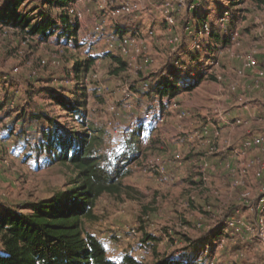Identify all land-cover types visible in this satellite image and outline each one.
I'll return each mask as SVG.
<instances>
[{"label":"rangeland","instance_id":"1","mask_svg":"<svg viewBox=\"0 0 264 264\" xmlns=\"http://www.w3.org/2000/svg\"><path fill=\"white\" fill-rule=\"evenodd\" d=\"M142 2L156 7L142 10L137 20L145 41L140 53L121 55L106 41V36L124 34L106 7L115 0H75L71 20L79 27L76 38L63 36L61 23L47 41L36 36L24 39L9 28L2 31L0 76L10 83L0 85V97L8 90L13 108L20 98L28 100L32 94L28 109L43 106L60 114L38 93L39 88L48 83L73 86L76 81L69 77L73 59L97 57L82 79L88 120L105 130L108 147L117 146L125 132L138 127L144 131V143L141 156L124 179L133 190L128 195L102 196L94 208L96 218L83 221L84 233L100 240L114 264H132L126 263L127 258L152 264L162 258L194 256L187 250L185 237L195 240L223 225L225 235L216 241L214 253L199 252L195 264H264V4L248 0L244 5L233 43L218 53L212 65L210 74L215 80L207 74L193 91L162 99L154 86L158 78L153 81L151 75L166 72L182 54L185 26L201 0L189 10L192 0L175 11L173 28L160 12L165 0ZM209 7L215 5L211 2ZM98 24L105 29L92 38ZM228 24L227 20L224 26ZM218 27L224 28L221 23ZM190 29L194 31L192 25ZM190 45L188 50L193 48ZM254 55L260 57L262 74L247 66V58ZM112 56L124 60L128 68L115 72L119 64ZM149 58L152 61L147 64ZM146 81L152 83L150 93L143 89ZM16 115L0 114V206L19 208L64 188L73 170L40 166L44 156L27 158L37 128L32 124L22 135L9 138L5 130ZM160 117L163 121L156 122ZM13 126L16 134L21 133L20 120ZM256 138L261 139L259 147L250 144ZM228 218L243 229L230 230L225 223Z\"/></svg>","mask_w":264,"mask_h":264},{"label":"trees","instance_id":"2","mask_svg":"<svg viewBox=\"0 0 264 264\" xmlns=\"http://www.w3.org/2000/svg\"><path fill=\"white\" fill-rule=\"evenodd\" d=\"M26 1L0 0V32L9 28L24 39L36 36L38 40L47 41L61 23L63 36L77 37L78 24L71 20L75 0H39L30 4ZM247 1L202 0L200 7L191 11L189 18L194 33L205 22L210 24V32L200 40L197 50H188L192 37L186 38L188 36L184 34L182 54L168 63L166 72L151 75L153 81L158 78L154 86L160 97H177L181 92L193 91L207 74L216 79L210 74L212 65L218 53L233 43L238 18ZM257 1L264 4V0ZM211 2L214 8L209 7ZM203 7L204 10H200ZM225 12L229 13V24L219 28L217 21ZM96 59H73L74 65L69 71V77L76 81L73 86L57 87L48 83L39 88L38 93L49 99L51 107H57L60 114L50 113L43 106L28 109L33 103L32 94L28 95V100L20 98L13 108L8 90L0 97V114L11 117L17 112L5 130L9 138L18 137L28 126L36 125L34 142H30L33 151L26 153L27 158L44 156L40 166L60 165L73 170L65 187L48 198L19 208L0 206V264H114L100 240L84 233L83 221L96 218L94 208L102 196L128 195L133 190L124 184V179L130 174V165L142 154L144 131L142 127L127 131L117 146L108 147L105 130L88 120V96L82 79ZM112 60L119 64L115 72L128 68L121 58L112 56ZM9 81L0 76V85L5 83L6 86ZM63 119L66 122H62ZM16 120L22 123L19 134L13 129ZM14 149L26 152L24 147ZM224 229L225 226L220 225L195 240L185 237L187 250L196 253L194 256L162 258L152 264H195L194 259L200 258L199 252L210 256L214 253L216 241L225 235ZM127 262L138 264L130 258Z\"/></svg>","mask_w":264,"mask_h":264},{"label":"built area","instance_id":"3","mask_svg":"<svg viewBox=\"0 0 264 264\" xmlns=\"http://www.w3.org/2000/svg\"><path fill=\"white\" fill-rule=\"evenodd\" d=\"M196 0H192V4L190 5L188 0H176L173 4H171V2H169L168 0H165L164 4L165 7H160L161 9V14L164 15V19L167 22V24L173 28L174 25H176L177 23V16L174 13L177 10H181L184 9V7L187 8V10L191 9V7L194 6V3ZM200 1V0H199ZM202 0L200 3H197L198 5H201ZM175 4V6H174ZM162 6H164L162 4ZM108 9H110L111 13H112V17L115 18L116 20V25L118 28H121L124 32V34L122 35H117L114 36L112 35V37L110 36H106V41L109 44V46L111 48H116L118 50V52L121 55H128V54H135V53H140L141 51V47L143 46L145 41L143 40V37L140 33V31L138 30V27L136 26V24L138 23V19H139V15L141 13L142 10H154V8L156 7L155 5L153 6H149V5H144V2H142V0H134V1H128V0H115V3L113 5H110V3L106 6ZM176 8V10H174V8ZM78 11V9H77ZM76 11V12H77ZM79 12V11H78ZM80 16V14H79ZM81 17V16H80ZM229 18V13L225 12L224 16L219 19L217 21V23H221V25L223 27H225V22L228 20ZM191 24L189 23L187 24V26H185L186 30L185 33L189 34L192 33L190 36L192 37V40L190 41L191 45L190 47H193L192 50H197L198 48H200L199 46V42L200 40H202L203 36H207L210 32V24L208 23H203L200 25L197 33L194 31H192L191 28ZM104 26L103 24H98L97 26H95V34L94 36H92V38H95L97 35H100L103 31H104ZM3 31H7V29L4 28ZM2 32V31H1ZM0 32V33H1ZM100 33V34H97ZM150 33L152 34L153 32L150 31ZM194 33V34H193ZM236 33V32H235ZM177 38H174L172 40V42L174 40H176ZM194 46H192L193 44ZM259 59L260 57L258 56H249L247 58V66L253 68L256 67L258 68V63H259ZM262 59V58H261ZM151 58H149L147 60V64L151 63ZM259 71H257L259 74H262V69L258 68ZM151 87V83L149 81H146L143 85V89L146 91H149ZM161 99V98H160ZM164 99V98H162ZM161 99V101H162ZM167 100V99H166ZM169 100H167L168 102ZM164 103H166V101H164ZM154 114V113H153ZM152 115V113H151ZM151 115L148 116L147 118L150 119ZM160 120L163 121V118H157L156 122L158 121L160 123ZM135 122H132V125H134ZM136 124V123H135ZM250 144L252 146L258 145V147L261 145V139L256 138V139H250ZM234 220L231 218H228L226 220L225 223H228L227 227H229L230 230L234 229V227H238L240 229H243L240 227V225L236 224V222H233ZM212 264H214V261H212Z\"/></svg>","mask_w":264,"mask_h":264}]
</instances>
